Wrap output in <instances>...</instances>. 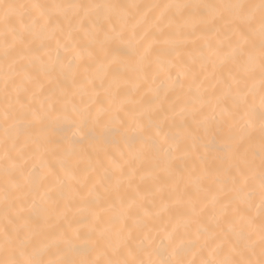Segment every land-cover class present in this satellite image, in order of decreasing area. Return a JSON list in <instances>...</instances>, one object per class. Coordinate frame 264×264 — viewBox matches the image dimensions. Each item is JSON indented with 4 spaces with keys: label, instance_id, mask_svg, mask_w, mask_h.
Returning <instances> with one entry per match:
<instances>
[{
    "label": "snow or ice",
    "instance_id": "1",
    "mask_svg": "<svg viewBox=\"0 0 264 264\" xmlns=\"http://www.w3.org/2000/svg\"><path fill=\"white\" fill-rule=\"evenodd\" d=\"M0 264H264V0H0Z\"/></svg>",
    "mask_w": 264,
    "mask_h": 264
},
{
    "label": "bare ground",
    "instance_id": "2",
    "mask_svg": "<svg viewBox=\"0 0 264 264\" xmlns=\"http://www.w3.org/2000/svg\"><path fill=\"white\" fill-rule=\"evenodd\" d=\"M25 2H29V0H25ZM114 2L128 3V2H132V0H114ZM135 2H137V3H151V2H153V0H135Z\"/></svg>",
    "mask_w": 264,
    "mask_h": 264
}]
</instances>
